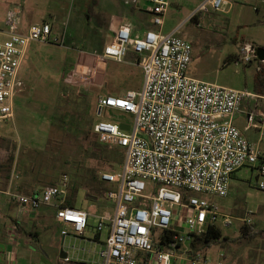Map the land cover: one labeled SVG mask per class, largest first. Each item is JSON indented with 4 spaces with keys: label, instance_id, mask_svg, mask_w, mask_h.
Instances as JSON below:
<instances>
[{
    "label": "built area",
    "instance_id": "1",
    "mask_svg": "<svg viewBox=\"0 0 264 264\" xmlns=\"http://www.w3.org/2000/svg\"><path fill=\"white\" fill-rule=\"evenodd\" d=\"M150 2L153 23L163 25L169 0ZM230 6V0H203L190 18L210 9L227 11ZM22 19L19 5L8 8L4 21L8 34L0 40V123L14 117L16 96L25 88L21 71L31 43L66 42V33L56 32L48 21L31 24L23 32ZM248 46L241 57L243 62L258 56ZM129 51L136 53L143 69L141 89H128L122 95L104 94L97 100L101 118L94 124L95 132L105 142L125 149L120 167L100 175L104 182L116 185L107 191V197L115 202V212L113 216L100 215L97 226L102 230L110 221L100 254L104 264H141L142 253L144 264H172L183 249L193 264L208 263L200 251L192 253L195 235H204L220 218L232 223L230 216L222 215L214 197L229 195L232 178L244 166L257 170V184L264 191V148L251 142L234 122L244 99L264 95L190 75L193 44L176 31L164 33L151 28L134 35L131 25L124 23L115 33V42L106 45L101 55L121 62ZM114 109L133 114L129 129L106 118ZM254 119L255 112H249V126ZM261 137L264 139V129ZM13 182L14 178L7 188H0V195L7 193L36 209L68 190L63 181L39 193L25 194L17 191ZM152 183L161 184L155 193L150 191ZM57 217L71 223L78 234L89 225L88 211L77 207L62 205ZM245 221L250 223L251 219Z\"/></svg>",
    "mask_w": 264,
    "mask_h": 264
},
{
    "label": "rangeland",
    "instance_id": "2",
    "mask_svg": "<svg viewBox=\"0 0 264 264\" xmlns=\"http://www.w3.org/2000/svg\"><path fill=\"white\" fill-rule=\"evenodd\" d=\"M202 1L169 0L164 14L165 32L177 29L179 36L193 44L189 74L220 85L264 92V60L258 56L250 62L241 60L248 44L257 54L258 48L264 47V0H230L227 11L210 9L190 18ZM123 2L93 0L88 7L83 0H0V23L5 21L8 8L19 5L23 19L49 21L56 32H65L69 38L64 44L35 41L30 45L22 67L25 91L15 99L14 117L0 123V183L14 178L17 190L28 193L38 185L46 188L57 177H68V187L83 186L77 196L79 205L88 206L91 196L99 195L95 209L103 211L112 185L101 181L100 175L111 171L112 163L105 161L100 151V144L107 142L94 130L101 118L97 100L106 93L122 95L128 89L139 90L144 81L136 59L119 62L101 55L106 39L115 42L117 29L127 19ZM151 5L150 0L136 2L145 14ZM100 34L105 35L104 40ZM130 115L132 121L134 116ZM95 173L98 176L92 179ZM160 186L152 183L150 191L155 193ZM214 198L222 215L230 216L232 223L218 220L228 239L210 248L206 249L204 235L197 240L195 245L207 255L208 264H224L222 244L233 248L239 263L244 250V264H264V191L258 187L257 170L250 166L238 169L229 195ZM246 218L251 219L254 231L249 237L241 235ZM99 221L100 215L91 216L86 234L97 231ZM107 232L108 227H104L103 238L107 239ZM144 261L142 253L141 264Z\"/></svg>",
    "mask_w": 264,
    "mask_h": 264
},
{
    "label": "crops",
    "instance_id": "3",
    "mask_svg": "<svg viewBox=\"0 0 264 264\" xmlns=\"http://www.w3.org/2000/svg\"><path fill=\"white\" fill-rule=\"evenodd\" d=\"M121 1L123 2L124 0ZM83 2L88 7L93 5V0L91 1V3L87 0H83ZM123 4L126 6L125 14L127 16V19L121 24L129 23L133 29L134 35H142L151 28L161 30L164 33H171L174 31L177 32V29L165 32V21L163 25L154 24L152 20L153 15L149 9L150 7L146 8L148 12L145 14L143 13V11L138 10L136 4L128 5L125 2H123ZM90 12L93 14L94 11L89 10V13ZM101 20L102 19H100V21ZM34 23L35 22L33 20L24 18L22 21L21 30L25 32L28 27ZM103 23H105V21ZM7 34V27L5 26V22L0 23V40L7 38ZM100 35V37L104 40L105 35ZM68 40L69 38L68 36H66V43ZM109 41V39H106L105 43L103 42V49L106 45L109 44ZM90 43L94 44L93 42ZM129 58H134L133 60L136 59L137 61L136 53H134L133 51H129L125 60H129ZM25 88L23 89V91H25ZM21 92L17 94L16 98ZM257 94L264 95V92ZM258 100H260L261 102L259 103ZM251 111L255 112V119L254 124L249 126L248 115ZM107 115H109L110 118L119 121V123H125L128 126L131 123V115L129 112H114L110 110ZM234 122L238 127H240V129H242L243 133L251 142L258 144L261 148H264V139L261 137V131L262 129H264V98L249 97L244 99L242 102L241 110L234 116ZM65 178L62 177L61 179H59V177H57L56 179H54V181L51 182L50 185L61 184L66 180ZM10 179H8L7 182L0 183V188H7ZM101 181L103 180L101 179ZM111 185L112 186L109 189L116 187L115 184ZM13 187L16 190L18 188L17 184H14V182ZM44 187L38 185L37 187H34L33 191L22 193H39ZM80 187L83 186L73 187L76 191V195L75 199L71 200L69 204L66 203V199L70 197L72 186L67 187L68 190L64 196L55 198L49 203H43L37 209L33 208L30 204L20 203L19 201L13 199L7 193H2L0 195V264H104V260L100 254V251L104 248L106 238L102 237V231L104 227H108V236L110 221L106 222L102 230H98V228L96 227L97 231H94L92 234H86V230L83 234H78L77 232H75L71 223L64 222L57 217V211L62 205H69L88 211V226H91L92 224L90 223L91 216H98L102 214L113 216L115 212V202L109 198V202L104 203L103 211L97 212L95 209V202L97 201L99 195H92V199L91 201H89L88 206L79 205L77 203V196L79 194ZM84 189L85 194L88 197L89 193L85 187ZM178 224L179 229L185 231V226L181 223ZM64 229L68 231L66 234L62 232ZM220 241L218 242L220 243ZM213 243L209 245L207 244L206 249L210 248ZM222 245L224 250H222L221 256L224 257V264H244V250L240 251V258H242L243 261L239 263L236 257H234L233 248H231L228 244ZM198 251L200 250L195 245L194 252L192 253L195 254ZM201 253L203 254V252ZM203 256L207 257L206 254H203ZM189 262H191L189 260V253L185 252L182 249L173 258L172 264H188Z\"/></svg>",
    "mask_w": 264,
    "mask_h": 264
},
{
    "label": "trees",
    "instance_id": "4",
    "mask_svg": "<svg viewBox=\"0 0 264 264\" xmlns=\"http://www.w3.org/2000/svg\"><path fill=\"white\" fill-rule=\"evenodd\" d=\"M198 15H195L192 17L193 18H197ZM87 113L90 114L89 110H88V105H87ZM91 128V126H90ZM100 151L103 155V157L105 158V161L110 162V164L112 165L111 171H115L118 168L114 167V164L120 165L125 158V152L121 149L120 146L115 145V144H111V143H102L100 144ZM98 175L95 173L92 177L96 179ZM75 189L72 188V191L70 192V197H68L66 199V203L69 204V202H71V200L75 199ZM241 235L242 236H252L254 235V231L252 230V227L249 225V223H246L245 225L243 224L241 227ZM200 236L195 235V238L192 242L193 246H195L197 240L199 239ZM204 239L206 241V245L211 244L213 242H218L222 239H228V237L226 235H224L222 229L220 228L219 225L217 224H212L208 227L206 233L204 234Z\"/></svg>",
    "mask_w": 264,
    "mask_h": 264
},
{
    "label": "water",
    "instance_id": "5",
    "mask_svg": "<svg viewBox=\"0 0 264 264\" xmlns=\"http://www.w3.org/2000/svg\"><path fill=\"white\" fill-rule=\"evenodd\" d=\"M258 57H259L261 60H264V47H259V48H258ZM120 126H121L122 128L129 129V126L126 125L125 123H120Z\"/></svg>",
    "mask_w": 264,
    "mask_h": 264
},
{
    "label": "bare ground",
    "instance_id": "6",
    "mask_svg": "<svg viewBox=\"0 0 264 264\" xmlns=\"http://www.w3.org/2000/svg\"><path fill=\"white\" fill-rule=\"evenodd\" d=\"M248 47H251L250 45Z\"/></svg>",
    "mask_w": 264,
    "mask_h": 264
}]
</instances>
